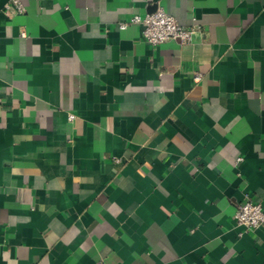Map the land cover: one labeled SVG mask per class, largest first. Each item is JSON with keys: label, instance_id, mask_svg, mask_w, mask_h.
<instances>
[{"label": "crops", "instance_id": "0c3cea01", "mask_svg": "<svg viewBox=\"0 0 264 264\" xmlns=\"http://www.w3.org/2000/svg\"><path fill=\"white\" fill-rule=\"evenodd\" d=\"M17 4L0 0V264H264V226L234 221L247 197L264 211V0ZM157 6L193 40L119 27Z\"/></svg>", "mask_w": 264, "mask_h": 264}, {"label": "built area", "instance_id": "2783aa9c", "mask_svg": "<svg viewBox=\"0 0 264 264\" xmlns=\"http://www.w3.org/2000/svg\"><path fill=\"white\" fill-rule=\"evenodd\" d=\"M15 6L19 8L17 0H13ZM10 5L7 4L6 8ZM128 23L139 24L141 26L142 39L151 44L159 45L168 40H175L180 44L191 42L197 26H182L163 7L157 6L154 11L144 15L134 14L128 22H120L119 27L124 28ZM198 77V76H197ZM196 77V78H197ZM241 158H238L240 160ZM234 221L242 226L244 231H254L264 226V211L259 202L247 197L237 204L234 213Z\"/></svg>", "mask_w": 264, "mask_h": 264}]
</instances>
